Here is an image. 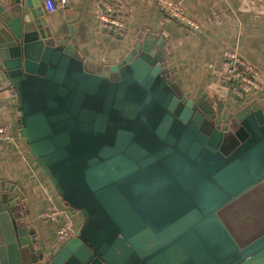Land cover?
<instances>
[{"label":"water","instance_id":"water-1","mask_svg":"<svg viewBox=\"0 0 264 264\" xmlns=\"http://www.w3.org/2000/svg\"><path fill=\"white\" fill-rule=\"evenodd\" d=\"M83 45L40 0H0V69L22 144L81 219L56 243L31 222L22 190L1 181L0 264H264V97L222 123L216 101L172 78L165 35L115 62ZM166 169L194 188L179 205H197L201 221L187 214L153 235L145 192Z\"/></svg>","mask_w":264,"mask_h":264},{"label":"crops","instance_id":"crops-1","mask_svg":"<svg viewBox=\"0 0 264 264\" xmlns=\"http://www.w3.org/2000/svg\"><path fill=\"white\" fill-rule=\"evenodd\" d=\"M40 1L44 6L45 0ZM180 1L204 23L203 30L192 32L167 22L157 0L128 1L122 36L102 23L101 0H69L65 8L47 15L55 25L76 28L83 37L84 52L97 61H119L147 34L165 35L172 77L189 97L205 93L227 117L241 105L231 97L222 78L228 63L225 53L235 49L264 71V0ZM0 123L11 124L15 133L14 141L0 145V182L13 183L22 190L31 222L42 229L44 236L55 239L56 226L42 213L62 207L40 186L38 177L43 175L22 144L16 127L14 92L5 81L0 85ZM71 218L77 230L81 219Z\"/></svg>","mask_w":264,"mask_h":264},{"label":"built area","instance_id":"built-area-1","mask_svg":"<svg viewBox=\"0 0 264 264\" xmlns=\"http://www.w3.org/2000/svg\"><path fill=\"white\" fill-rule=\"evenodd\" d=\"M69 0H45L44 8L49 14L65 8ZM128 0H101L100 19L116 33L122 34L126 26ZM157 6L167 22L175 23L192 32L205 28L204 23L195 18L179 0H157ZM227 68L222 73L228 85L229 94L236 104L242 105L252 99L264 97V71L242 56L237 50L229 49L225 53ZM3 72L0 69V85L3 84ZM15 133L11 124L0 123V145L14 141ZM43 192L50 198L56 197V188L43 176L38 177ZM42 216L56 226L55 242L61 243L75 232L71 215L63 208H54L42 213Z\"/></svg>","mask_w":264,"mask_h":264},{"label":"flooded vegetation","instance_id":"flooded-vegetation-1","mask_svg":"<svg viewBox=\"0 0 264 264\" xmlns=\"http://www.w3.org/2000/svg\"><path fill=\"white\" fill-rule=\"evenodd\" d=\"M128 11H129V7L127 10V13ZM127 13H126V16H127ZM126 25H127V22H126ZM124 31L125 29L123 30V32ZM118 35L122 36L123 33L118 34ZM173 79L175 80V78ZM220 107H221L220 105L216 107L218 111L217 114H219L218 115L219 118L221 119L222 123H224L225 120L222 117V109ZM222 130H224L223 126H222ZM176 170L177 172L175 173V175H174V172H175L174 170H171L170 173L168 172L167 169L163 170V172H157V175H154V177L150 178V184L148 185V187H151V188L148 191V194H149L148 197H147V192H145L146 193L145 202L149 203L145 221L150 226L153 235L162 233L164 230H166L170 226L181 225L182 220H184L185 218L190 219V216L187 214H191V218L196 222L195 223L196 225H198L201 221L200 211L197 205H193L192 207H190V209L186 211L182 209V207L179 205V200L181 196L183 197L185 193L186 195H188V198H190L191 195L194 193V188L190 185L186 187V190H185V186L182 185V183H184L183 174L180 173L178 169ZM168 202L171 203L170 206L168 205ZM202 213L204 214V216L202 217V220H204L205 218L209 220V218L212 217L211 211L209 212L202 211ZM183 223L187 224L189 223V220H185ZM153 228L158 229V231L155 232Z\"/></svg>","mask_w":264,"mask_h":264}]
</instances>
